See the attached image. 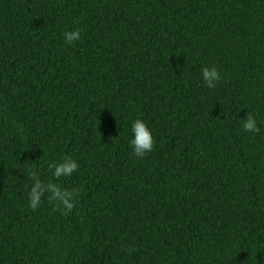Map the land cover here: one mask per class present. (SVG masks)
I'll use <instances>...</instances> for the list:
<instances>
[{
  "label": "trees",
  "instance_id": "16d2710c",
  "mask_svg": "<svg viewBox=\"0 0 264 264\" xmlns=\"http://www.w3.org/2000/svg\"><path fill=\"white\" fill-rule=\"evenodd\" d=\"M0 264H264V0H0Z\"/></svg>",
  "mask_w": 264,
  "mask_h": 264
},
{
  "label": "clouds",
  "instance_id": "9594fccd",
  "mask_svg": "<svg viewBox=\"0 0 264 264\" xmlns=\"http://www.w3.org/2000/svg\"><path fill=\"white\" fill-rule=\"evenodd\" d=\"M81 37L82 33L78 28L63 33V39L68 45L80 41ZM200 75L209 89H214L222 78L216 67H204ZM241 120L243 132L256 134L260 132V127L254 115L247 113L246 117ZM129 131L131 133L129 144L135 157L143 158L153 150L155 141L152 131L141 118L138 117L132 121ZM78 169L79 164L77 161L68 155L63 156L60 161H53L48 164V170L54 179H49L47 182L41 179V172L38 169H29L27 178L29 183L32 181L34 183H31L30 190L29 183L25 185L28 207L32 211H36L46 197L49 203L54 204V210L59 209L64 215L70 214L75 207L77 190H68L54 181H59L62 177H70Z\"/></svg>",
  "mask_w": 264,
  "mask_h": 264
}]
</instances>
